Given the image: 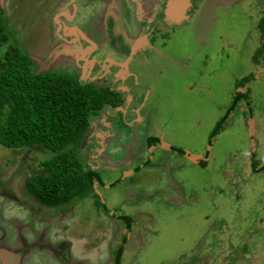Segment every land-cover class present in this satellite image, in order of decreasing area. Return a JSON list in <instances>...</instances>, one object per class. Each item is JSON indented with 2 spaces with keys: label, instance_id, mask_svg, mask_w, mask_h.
I'll return each mask as SVG.
<instances>
[{
  "label": "rangeland",
  "instance_id": "rangeland-1",
  "mask_svg": "<svg viewBox=\"0 0 264 264\" xmlns=\"http://www.w3.org/2000/svg\"><path fill=\"white\" fill-rule=\"evenodd\" d=\"M61 1L0 0L9 35L7 43H0V58L9 45H15L32 59L36 73L62 72L101 88L102 82L91 78L102 74L93 61L103 55L86 51L90 46L79 49L75 30L72 36L62 34ZM77 2L81 18L66 24L69 30L78 25L86 31L84 16L95 13L97 0L85 9L83 0ZM209 2L214 7L221 5L220 9L214 13L215 8H207L196 27H177L180 29L168 39L165 56L150 70L149 79L140 71L143 86L151 93L142 106L140 125L132 124L124 134L114 128L119 143H108V116L92 119L81 157L92 170H99L103 187L97 183L96 188L100 202L111 214L96 205L92 194L60 207L40 205L23 185L26 178L40 173L41 163L52 153L38 146L9 149L0 145L1 251L9 250L4 244L5 232L12 242L23 243L15 231L26 226L33 208L34 218L43 220L42 225L49 222L61 227L57 233L48 232L51 236L42 240L44 246H36V239L24 235L34 251V264H58V247L68 245L67 264H108V240L117 236L119 228L125 229L120 217L112 216L120 210L138 220L130 230L132 237L124 255L127 264H264V171L258 172L264 164V66L252 63L260 45L257 20L264 16V3L247 0L241 7L236 0ZM188 6L185 3V9ZM180 10L183 12L184 3L174 9ZM118 73L125 77L124 68ZM251 74L254 77L237 88L242 78ZM239 92L247 94L246 101L230 111L209 144L212 130L227 113L234 93ZM250 117L255 122L253 148L247 126ZM163 134L176 148L208 152L207 165L190 164L171 150L161 161L156 160L161 163L156 169L133 171L130 178L123 179L121 169L110 171L118 166V160L139 167L144 156L150 159L149 151L142 152L141 135ZM93 136L105 139L97 146ZM92 145L100 153L87 162ZM251 153L258 160L256 169L251 166ZM107 182L117 183L107 187Z\"/></svg>",
  "mask_w": 264,
  "mask_h": 264
},
{
  "label": "trees",
  "instance_id": "trees-1",
  "mask_svg": "<svg viewBox=\"0 0 264 264\" xmlns=\"http://www.w3.org/2000/svg\"><path fill=\"white\" fill-rule=\"evenodd\" d=\"M257 29L261 45L253 55L255 62L264 59V16ZM8 41L0 9V43ZM33 66L32 59L15 45H9L0 58V145L9 149L38 146L52 153L50 159L41 163L40 173L24 181L26 193L41 205L60 207L92 194L96 205L107 211L94 190V184L102 181L96 171L83 163L81 145L92 119L106 106L117 105L120 97L109 88H98L66 73H36ZM252 77L251 74L242 78L237 88ZM246 99V93L234 94L210 140L230 111H235ZM176 151L183 154L182 150ZM250 158L252 168L256 169V155L251 153ZM262 171L264 164L258 169ZM120 218L129 229L130 218Z\"/></svg>",
  "mask_w": 264,
  "mask_h": 264
},
{
  "label": "flooded vegetation",
  "instance_id": "flooded-vegetation-1",
  "mask_svg": "<svg viewBox=\"0 0 264 264\" xmlns=\"http://www.w3.org/2000/svg\"><path fill=\"white\" fill-rule=\"evenodd\" d=\"M169 1L170 0H102L101 4L100 2L98 3L97 0L95 13L93 15L87 13L85 15L86 17L84 16L85 21L82 23L86 31H84L78 25L72 26V28L69 30L68 28L70 27L66 24V22H72L75 17L77 20L81 18V11L77 0H62L60 2L62 5L60 8V10H62L61 13H64L61 15V18L63 19L62 34L71 35V33H73L72 30H75V37H77V46L79 49L80 47H84L81 45H85L87 48L90 46V48L86 51H97L98 55H103L100 60L93 61L96 71L100 69L102 74L96 78L92 77L91 79H94L95 81L100 80L102 82L101 88H109L120 97V101L117 105H108L99 113V115L105 114L104 117L108 116L109 118L110 126L108 128L111 130H109L107 138L116 135L117 131L113 130L114 128L120 130V133L122 134L124 133L123 131H125L124 129L132 127V124L140 125L142 122H137L136 120L138 117H141L142 106L144 102L147 101L151 93L150 89L146 90L143 86L140 71H145V75L149 79L150 70H153L155 66L160 65L158 61L160 58L165 56L164 48L168 39L172 34H175L177 30L180 29L177 27H185L187 25L196 27L199 21L202 18H205V13L207 14V8H215L214 11L212 10L215 13L220 9L221 6H211L209 0H188L189 10H187L185 14L174 11V13H172L174 16H176V19H174V17L171 18L166 13ZM216 1L221 3L225 0ZM236 1L237 5L240 4L242 7L247 0ZM254 1L256 5H263L264 3V0ZM83 2L84 3L82 7L85 9L88 7V3H93V0H83ZM177 17L182 18V20H177ZM257 21H260V18H258ZM257 33L258 40L260 39L261 45V34L259 31ZM260 45L257 47L259 48ZM107 56H111V58L107 60ZM252 63L257 64L256 66L260 68L264 66V59L259 58L258 62H255L252 58ZM121 68L125 69V77L122 75L120 76V73H118ZM108 110H111V112L107 113ZM91 125L92 121L89 127ZM141 136V139L145 144V149L149 150V148H146V144L151 139H156V142L151 145L154 147L157 146V150L164 149L162 148L163 141L160 139L161 136L146 135V138L143 137V135ZM92 139L95 145L100 146V140L105 138L104 136H93ZM212 140L213 139L209 141V144L212 143ZM115 142L118 144L119 140L117 139L113 143ZM95 145H92L90 149L88 157L89 161L87 162L93 161L96 155L100 153V151L98 152L97 146ZM148 147H150V145H148ZM107 148L105 150H107ZM145 149H143L142 152ZM169 150L176 151L175 148L171 146L169 147ZM205 153V156H207L208 152ZM120 164L122 163H119L117 167L110 168V171H117ZM94 171L99 174L98 169H95ZM134 171L137 172L135 169ZM99 176L100 179H102L100 174ZM101 183L98 184L100 187H103ZM116 183L111 182L109 187L116 186ZM4 195L5 194L3 193V196ZM1 210L4 211V209ZM30 210V220L27 224H25L27 227L23 226L22 228H19L18 222L16 226L19 229L15 232L20 238L24 239L23 243L12 242L13 238H11V236L7 235L5 232L4 235L6 238H4V244L6 245V249L9 250L8 252H3L0 250V264H34L35 260L31 256L34 254V251L30 250L31 245L26 240L25 236L36 239L38 241L36 246L39 244L43 245L42 240L47 239V236H51L48 232L53 230L54 233H57L59 229H61V227L58 229L56 226H53L51 222L50 225H48L49 222H43L45 226L42 225L41 221L43 220H40V222L37 221L36 218H34L35 211L33 208H30ZM123 214L124 213L122 211L118 210L117 214L113 213L112 216L118 220L119 217L124 216ZM119 220L121 224L125 225V232L123 235H119V231L117 230V236L113 235V237L108 240L111 243L108 247V252L111 253L108 264H127L124 255L127 254L130 238L132 237L130 235L131 229H127L125 222L121 218H119ZM52 236L57 235L52 234ZM70 243L72 242L70 241ZM56 253V258L60 261L58 264H62V262L67 264L70 255L69 245L61 247L59 246Z\"/></svg>",
  "mask_w": 264,
  "mask_h": 264
},
{
  "label": "crops",
  "instance_id": "crops-1",
  "mask_svg": "<svg viewBox=\"0 0 264 264\" xmlns=\"http://www.w3.org/2000/svg\"><path fill=\"white\" fill-rule=\"evenodd\" d=\"M180 3L178 4V8H180ZM189 7V6H188ZM187 7V8H188ZM187 9H185V4H184V10H183V12H182V10H180L179 12L180 13H182V14H184L185 13V11H186ZM173 16H174V14H173ZM138 120V121H137ZM137 122H141L142 121V118L141 117H138L137 118ZM122 134H124V133H122ZM119 140V138H118V132H117V134L115 135V136H110V138H108V143L109 142H114V141H116V140ZM125 139H127V138H125ZM161 141H163V143H162V148H164V149H160V150H157V146L156 147H154L153 145H151L150 143V141H155L156 139H151L146 145L148 146V145H150V147H149V150L148 149H145L147 152L149 151L150 152V159H147L146 160V158L148 157H146V156H144L145 158L141 161V164H140V166L139 167H135V166H132V164L131 163H129V161L128 162H126V161H121V160H118V161H120L119 163H122V165L120 164V166H119V168L117 169V171H115V173H117L120 169H121V172L123 173H125L124 174V177H123V179H126V178H130L132 175H133V171H134V169L137 171L136 173H140V172H142L143 170H147V169H150V167L151 168H153L154 166V168L156 169L157 168V166H159L160 164L158 163V162H156V160H158L159 161V159H160V161L162 160V158L163 157H166V155H165V153L166 152H170L171 150H169V147L171 146V147H173V148H175V150H182V149H179V148H176L174 145H173V143L172 142H170V141H168V140H166V137H165V135L163 134L162 136H161ZM164 141H166V142H164ZM115 143H117V142H115ZM154 144V143H153ZM165 144V145H164ZM105 146H107L108 147V144H106ZM167 146V147H166ZM104 150V149H103ZM105 151V150H104ZM173 151V150H172ZM183 151V153L184 154H181V156H184L185 158H186V160L188 161V162H190V164H200V165H202V163H204V165L203 166H206L207 165V163H206V161H205V159L206 158H208L207 156H205L206 155V153L205 152H203V151H201V152H192V151H184V150H182ZM173 152H176V153H178V151H173ZM192 155H199V157L197 158V162H196V159H191L192 158ZM137 159H139V157L137 158ZM154 162H156V164L157 165H155V163ZM127 170V171H126ZM149 174V173H148ZM148 174H147V176H148ZM155 177V179H157V177L156 176H154ZM152 178V177H151ZM103 179V178H102ZM101 179V180H102ZM103 181V180H102ZM107 183H109V182H107ZM100 187V186H99ZM107 187H109L108 186V184H107ZM107 209L106 210H109V213H110V209L108 208V207H106ZM105 212V211H104ZM111 214V213H110ZM124 216H126L125 214H124ZM129 217V216H128ZM130 218V220H131V224H130V229H132L133 228V224H135V221H138L137 220V217L136 218H134V217H129ZM221 227H224L223 225H220ZM210 227H213V228H215V225H213V223H210ZM220 227V228H221ZM117 231V230H116ZM118 231H119V235H123V232H125V229H122V228H119L118 229ZM131 232L132 231H130V235H131ZM132 236V235H131ZM228 239V238H227ZM229 240V239H228ZM213 256V255H212ZM209 263H211V262H209ZM218 264H226L225 262H222V263H219L218 262Z\"/></svg>",
  "mask_w": 264,
  "mask_h": 264
},
{
  "label": "water",
  "instance_id": "water-1",
  "mask_svg": "<svg viewBox=\"0 0 264 264\" xmlns=\"http://www.w3.org/2000/svg\"><path fill=\"white\" fill-rule=\"evenodd\" d=\"M187 2H188V0L187 1L186 0H170L168 2V5H167V7H168L167 11H166L167 15L170 16L171 18H173L174 16H173L172 13H174V9L176 8V6H178L179 3L180 4H183V3L185 4ZM174 19H176V18H174ZM239 89H241V88H239ZM247 126H248V136L250 138V142H251V145H252V148H253V146H255V140H254V137H255V122H254L253 117L248 118ZM252 152H254V151L252 150ZM198 157H199V155H192L191 159H196V162H197V158ZM96 184H97V182L94 184L95 193L98 194V195H101L100 192L96 188Z\"/></svg>",
  "mask_w": 264,
  "mask_h": 264
}]
</instances>
